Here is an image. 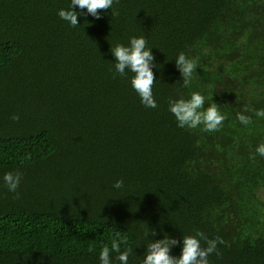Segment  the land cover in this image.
<instances>
[{
    "label": "trees",
    "instance_id": "obj_1",
    "mask_svg": "<svg viewBox=\"0 0 264 264\" xmlns=\"http://www.w3.org/2000/svg\"><path fill=\"white\" fill-rule=\"evenodd\" d=\"M69 4L0 0V264H99L115 233L142 264L147 226L219 237L210 264H264V0H118L76 28L57 15ZM134 35L157 65L154 109L114 73L110 49ZM180 52L198 60L189 88ZM192 91L225 114L218 131L177 126L168 100Z\"/></svg>",
    "mask_w": 264,
    "mask_h": 264
},
{
    "label": "clouds",
    "instance_id": "obj_2",
    "mask_svg": "<svg viewBox=\"0 0 264 264\" xmlns=\"http://www.w3.org/2000/svg\"><path fill=\"white\" fill-rule=\"evenodd\" d=\"M117 2L118 0H70L69 7L59 9L57 15L70 27L76 28L79 25L77 17L85 15L83 10H86L87 15L99 19L101 12L98 10H110L111 14L115 15L113 5ZM74 8L81 11H75ZM151 48L143 35H134L129 37L126 44L116 43L110 51L115 61L114 73L121 77H128L131 73L129 83L140 98L141 104L145 108L154 109L157 103L153 95V84L156 80L153 68L157 65L154 64ZM172 60L180 73L183 87L189 88L198 69V60L190 58L183 52L178 53ZM168 110L174 115L178 127L195 129L202 125L203 131L208 133L218 131L226 119L218 104L212 100V96H205L199 91H192L187 98L182 95L170 97ZM255 116L264 118V109L256 110ZM12 119L18 120L19 117L13 115ZM237 119L244 125L250 123V117L245 114H239ZM256 152L264 156V143L257 146ZM21 178L19 171L5 172L2 177L3 185L8 192L14 194V198L19 197L17 189ZM124 187L123 179H117L112 184V188L117 191L123 190ZM142 235L148 240L142 264H210L209 257L213 254L218 256V244L223 243L219 237L208 238L200 230L184 235L180 241L169 236L150 239V236H155V231L148 226ZM177 245L180 247L179 255L170 254L171 248ZM133 252L134 248L128 238L115 233L110 246L105 245L100 248L97 256L99 264H113V260L118 261L119 264H129V257Z\"/></svg>",
    "mask_w": 264,
    "mask_h": 264
}]
</instances>
